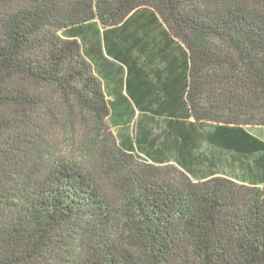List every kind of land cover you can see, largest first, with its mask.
I'll list each match as a JSON object with an SVG mask.
<instances>
[{
  "label": "trees",
  "instance_id": "obj_1",
  "mask_svg": "<svg viewBox=\"0 0 264 264\" xmlns=\"http://www.w3.org/2000/svg\"><path fill=\"white\" fill-rule=\"evenodd\" d=\"M141 10L186 48V117L168 113L172 140L160 141L176 164L121 146L79 40ZM60 120L89 127L100 174L56 151ZM256 125L264 0H0V264H264ZM223 156L245 167L240 178L222 174Z\"/></svg>",
  "mask_w": 264,
  "mask_h": 264
},
{
  "label": "crops",
  "instance_id": "obj_2",
  "mask_svg": "<svg viewBox=\"0 0 264 264\" xmlns=\"http://www.w3.org/2000/svg\"><path fill=\"white\" fill-rule=\"evenodd\" d=\"M121 25L105 26L98 21L85 26L79 38L102 81L111 107V130L125 150L135 149L150 162L176 164L180 157L175 148L163 147L160 141L164 130L172 140L171 129L166 127L171 119L168 113L179 107V117H186V108L181 109L187 98L186 48L172 40L163 20L151 10H141L126 26ZM158 134L155 148L144 142Z\"/></svg>",
  "mask_w": 264,
  "mask_h": 264
},
{
  "label": "rangeland",
  "instance_id": "obj_3",
  "mask_svg": "<svg viewBox=\"0 0 264 264\" xmlns=\"http://www.w3.org/2000/svg\"><path fill=\"white\" fill-rule=\"evenodd\" d=\"M60 121L64 126L57 124L52 136V140L57 147L56 151L62 153L68 159L82 164L93 174H100L102 164V159L99 155L100 148L95 145L93 133L90 131L89 127L78 122L74 124L75 126H72L71 123ZM249 129L252 133L264 139V126H250ZM223 157V164H221L219 168L222 174L237 179L240 178L245 172V167H240L238 164L232 165L229 163V156ZM138 159L142 162H150L143 155H138ZM97 178L100 177L98 176Z\"/></svg>",
  "mask_w": 264,
  "mask_h": 264
},
{
  "label": "bare ground",
  "instance_id": "obj_4",
  "mask_svg": "<svg viewBox=\"0 0 264 264\" xmlns=\"http://www.w3.org/2000/svg\"><path fill=\"white\" fill-rule=\"evenodd\" d=\"M210 178V177H209Z\"/></svg>",
  "mask_w": 264,
  "mask_h": 264
}]
</instances>
